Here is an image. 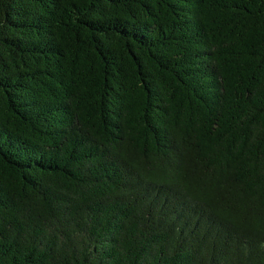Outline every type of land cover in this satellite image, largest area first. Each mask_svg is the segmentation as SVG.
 I'll return each instance as SVG.
<instances>
[{
  "label": "trees",
  "instance_id": "1",
  "mask_svg": "<svg viewBox=\"0 0 264 264\" xmlns=\"http://www.w3.org/2000/svg\"><path fill=\"white\" fill-rule=\"evenodd\" d=\"M0 264H264V0H0Z\"/></svg>",
  "mask_w": 264,
  "mask_h": 264
}]
</instances>
